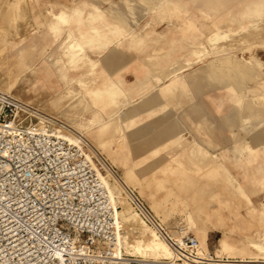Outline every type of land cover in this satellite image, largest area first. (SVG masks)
<instances>
[{"label":"rangeland","instance_id":"374dc122","mask_svg":"<svg viewBox=\"0 0 264 264\" xmlns=\"http://www.w3.org/2000/svg\"><path fill=\"white\" fill-rule=\"evenodd\" d=\"M14 1L8 4L18 8L7 6L17 13L15 19L0 31V90L12 82L8 94L28 103L34 113L54 116L89 143L113 209L118 206V254L143 263L132 244H144L150 229L136 214L134 196L170 229L186 230L209 250L217 252L222 242L245 251L241 256L264 259V74L243 78V89H237L208 67L210 60L235 66V60L249 56L264 62V0H19L21 6ZM67 13L61 32L60 14ZM251 20L257 32H233ZM50 21H57L55 32ZM69 32L81 46L77 68L67 61L73 55ZM183 32L197 36L203 54L189 52L187 42L177 40ZM221 32L226 34L217 43L209 42ZM170 37L176 41L170 44ZM117 53L122 56L113 57ZM51 57L57 67L50 65ZM88 58L96 61V73L103 70L121 79L117 96H111L115 92L109 86H93ZM108 60L116 64L108 67ZM61 63L77 81L60 78L67 73ZM172 64L179 78L162 86ZM90 90L95 97L90 98ZM193 139L212 155L193 159ZM220 165L229 178L239 180L245 195L230 189L229 178L216 172Z\"/></svg>","mask_w":264,"mask_h":264},{"label":"built area","instance_id":"2783aa9c","mask_svg":"<svg viewBox=\"0 0 264 264\" xmlns=\"http://www.w3.org/2000/svg\"><path fill=\"white\" fill-rule=\"evenodd\" d=\"M27 108L0 91V264H126L115 251L114 209L89 143ZM131 202L170 248L168 264H264L204 248L137 197Z\"/></svg>","mask_w":264,"mask_h":264},{"label":"bare ground","instance_id":"6f19581e","mask_svg":"<svg viewBox=\"0 0 264 264\" xmlns=\"http://www.w3.org/2000/svg\"><path fill=\"white\" fill-rule=\"evenodd\" d=\"M3 1V5H4V8H3V5L0 3V26H2V28L0 27V31L2 32V31H6V24L8 23L7 21H13L14 19H15V16H16V14L15 13H13L12 11H13V9L15 8V7H17L16 5H11L10 6V4H8V2H13V1H11V0H2ZM23 1V0H22ZM14 2H16V1H14ZM160 2V1H159ZM12 4V3H11ZM18 4H19V6H21V4H23V3H21L20 4V2H19V0H18ZM161 4V3H160ZM7 5H9L11 8H13V9H11L10 7H8ZM18 8V7H17ZM16 8V9H17ZM19 8H21V7H19ZM109 8V7H108ZM161 8V7H160ZM11 10L10 12H7V10ZM110 9V8H109ZM19 11H20V9H18ZM119 11V10H118ZM139 12V11H138ZM175 12V11H174ZM57 13V12H56ZM61 13V12H60ZM63 13V12H62ZM129 13H130V11H129ZM117 14V16L120 18V19H122V20H126V17L125 16H123V15H120L119 13H116ZM57 15H59V14H57ZM64 15V14H63ZM25 16V15H24ZM59 17V16H58ZM64 17V16H63ZM62 16H61V14H60V18H63ZM59 18V20H61ZM57 19V18H56ZM64 20H65V18H64ZM117 20H118V18H117ZM132 20V19H131ZM62 21V20H61ZM64 22V21H63ZM50 23H52L51 21H50ZM62 23V22H61ZM134 23V22H133ZM149 23V22H148ZM255 21L254 20H251L250 22H249V24L248 25H240L239 27L240 28H237V30H233V32H235V34H239V33H242V32H246V30H248V31H250V30H252L251 28H253L254 26H255ZM257 25V29H258V24H256ZM146 26V25H145ZM4 27V28H3ZM188 27H190V24H188V26H187V28ZM143 28V27H142ZM218 28V27H217ZM3 29V30H2ZM125 29V28H124ZM254 30H255V28H253ZM142 30V29H141ZM141 30H139V31H141ZM254 30H252L253 31V34H254V32H257V31H254ZM247 31V32H248ZM53 32H55L54 30H53ZM62 32V31H61ZM217 32H218V30H217ZM141 33V32H140ZM219 33V32H218ZM217 33V34H218ZM251 33V32H250ZM259 33H261V32H259ZM2 33H0V35H1ZM211 35L210 37H209V42H213V43H215L216 42V40H219V38H221V37H224L225 36V34L226 33H223V32H221L219 35ZM57 35H59V34H57ZM245 36H246V34H245ZM252 36V35H251ZM254 36V35H253ZM177 40H182V41H186L187 42V44L190 46V50H189V52H191V53H193V54H197V55H200V54H203V53H201V52H203V50H201L202 48V46H203V44L201 43V42H198L197 41V36L196 35H194V34H192V33H188V32H183V33H181L180 34V39H177ZM176 40L174 39V38H172L171 40H170V42L172 43V42H175ZM221 41V40H220ZM224 42V41H223ZM222 42V43H223ZM217 43V42H216ZM219 43V42H218ZM201 48V49H200ZM223 48V47H222ZM204 49V48H203ZM206 51V50H205ZM76 52V51H75ZM209 53V52H208ZM49 56H50V54H49ZM228 56V55H227ZM250 58H248V59H245V58H240L239 60H235V66H232V64H230L229 63V61L227 62V61H225V62H227V63H223L224 65H222V63H220L221 64V66H219V65H215V64H211V60L208 62V67H209V70H210V72H212V74H213V76H215L216 78H218V79H220V80H222V79H228L229 78V80H231L232 82H234V86H236V88L237 89H243V85H241V80H243V78H246V77H250V78H259L262 74H264V71H263V67H262V65H264V62H261L260 60H258V59H256L255 57H252V56H249ZM227 58V57H226ZM226 58H224V59H221V61H223V60H225ZM47 59H49V58H47ZM228 59V58H227ZM218 62V61H217ZM232 66V67H231ZM46 67H48V66H46ZM51 69V68H50ZM173 69H171V71H172ZM231 70H233V71H231ZM48 71V70H47ZM174 71V70H173ZM172 71V72H173ZM231 71V72H230ZM161 74V73H160ZM175 74V73H174ZM153 75H155V74H153ZM151 76V75H150ZM249 80V79H248ZM262 83V82H261ZM8 84V83H7ZM13 85L14 84H12V82L11 83H9L8 84V86H5V88H3V89H1L0 91H2L3 93H6V94H8V92H9V90L13 87ZM245 85V84H244ZM165 86H169L168 84L167 85H165ZM3 87V86H2ZM169 88H171V87H169ZM262 88H264V85H263V87ZM180 90V89H179ZM79 92V91H78ZM70 93V92H69ZM72 94V93H71ZM167 94V93H166ZM10 95V94H9ZM76 95V94H75ZM89 95H90V98L91 97H95L94 96V94H93V92L90 90L89 91ZM172 98V97H171ZM22 102V101H21ZM98 102V101H97ZM241 102V101H240ZM23 103V102H22ZM79 103V102H78ZM26 107H29V105H28V103L26 104V103H23ZM93 106V105H92ZM28 110H30L31 109V107H29V108H27ZM117 113V112H116ZM37 114V113H36ZM113 114H115V113H113ZM261 115V114H260ZM111 118V117H110ZM249 118V117H248ZM252 118V117H251ZM250 118V119H251ZM245 119V118H244ZM252 119H255V118H252ZM114 120V119H113ZM243 121H246V120H243ZM111 123H113L112 121H111ZM110 123V124H111ZM261 125V124H260ZM176 127H177V125H175ZM111 127V126H110ZM117 127V126H116ZM109 128V127H108ZM179 129V128H178ZM243 130H244V128H242ZM240 133V132H239ZM243 135V134H242ZM241 135H239V137H240ZM237 137V136H236ZM201 146H200V144L199 143H197L196 141H191V145H190V147H189V149H190V153H191V156H192V154H195L196 156H197V158H193V159H202V158H198V155H200V157L202 156V157H204L205 158V156H203V155H206V157H207V154H209L208 152H205L204 153V151H202V150H200L201 148H200ZM187 152V151H186ZM194 152V153H193ZM190 155V154H189ZM210 155H212L211 153L208 155V156H210ZM195 156V157H196ZM215 156V155H214ZM193 157V156H192ZM200 161V160H199ZM220 168L216 171L218 174L220 173V175L221 176H225V177H228V174H227V171H226V169L224 168V167H221V165L219 166ZM216 172H212V173H216ZM231 175V174H230ZM102 176V175H101ZM229 178V177H228ZM103 179V178H102ZM103 181H105L104 179H103ZM229 181H231L232 182V185L231 186H233V188H231L230 187V189H234L235 191H239V192H241L240 193V195L242 194V195H245L243 192H242V186H241V184L239 183V181L236 179V178H234L233 177V175H231L230 176V178H229ZM228 181V182H229ZM106 183V182H105ZM107 189H108V187H107ZM234 192V191H233ZM109 193V192H108ZM234 193H236L237 194V192H234ZM238 195V194H237ZM239 195V196H240ZM110 196V195H109ZM241 197V196H240ZM244 198V197H243ZM111 199V198H110ZM119 199V198H118ZM249 201V200H248ZM246 202V201H245ZM112 203V202H111ZM114 204V203H113ZM252 204V203H251ZM250 204V205H251ZM113 206V205H112ZM117 208H118V206H116L115 204H114V210H115V213H114V215H118V213H119V210H117ZM190 212V211H189ZM262 215V214H261ZM186 216H188V218H189V223H193V218H192V214L191 213H189V214H186ZM115 221H116V219H115ZM150 229V228H149ZM143 230L145 231V228L143 227ZM182 231L183 232H185L186 233V230H184V229H182ZM116 234H117V232H116ZM149 238H148V240L147 241H145L144 242V244H141L140 243V241L138 240V241H135L134 242V244H132V247H133V253H135V254H137V255H139L141 258L140 259H138V260H140V261H142L143 263H140V264H154V263H152V262H156V263H159V264H161V263H165V264H168L167 263V259L168 258H170V256H171V251H170V248L167 246V244L163 241V240H161L159 237H157L156 235H155V233L150 229V231H149ZM201 242L205 245L206 243H205V241H204V239H201ZM247 244V243H246ZM119 245H122L121 244V242L116 238V240H115V251H116V253H119V252H117V250H118V246ZM201 245V244H200ZM252 247L253 248H260L259 247V245L256 243V242H252ZM202 247H204L203 245H201ZM262 248H264V245H262L261 246ZM204 248H206V247H204ZM132 250V249H131ZM250 250V249H249ZM217 252H225V253H229L230 255L232 254V255H234V254H240V255H242V254H244L245 253V251H243V250H240V249H236V248H231V247H228L225 243H220V246L218 247V249L216 250ZM216 252V253H217ZM217 254H220V253H217ZM222 255H225V254H222ZM228 256V255H227ZM234 256H236V255H234ZM231 257H233V256H231ZM149 258H151L152 259V261H150L149 262ZM238 258H240L241 260H247V261H260V262H264V259L263 258H254V257H238ZM124 262L126 261V262H129V260L128 259H125V260H123Z\"/></svg>","mask_w":264,"mask_h":264},{"label":"crops","instance_id":"0c3cea01","mask_svg":"<svg viewBox=\"0 0 264 264\" xmlns=\"http://www.w3.org/2000/svg\"><path fill=\"white\" fill-rule=\"evenodd\" d=\"M64 16V17H63ZM62 17V23H61V31L63 30L62 29V26H63V24H65V22H67L68 20H69V17H70V13H67V14H65V15H63ZM64 18H65V20H64ZM64 21V22H63ZM56 24H57V21L56 22H52V23H50L49 24V26H50V29H51V31L53 32V28H55V26H56ZM94 33H96V31L94 30L93 31ZM120 34H121V32H119ZM125 33H127V31H125ZM157 34V36H159V35H162L163 34V32H161V33H159V32H157L156 33ZM146 36V35H145ZM66 37H67V39H68V42H69V44H70V47H71V53H73V55H72V57H70V54H69V58H68V64L71 66V68H77V66H78V60L79 59H81L82 58V54L81 55H79L78 56V53H79V51L81 50V46L78 44V42L72 37V35H71V33L69 32L67 35H66ZM125 37H131V38H136V39H143L144 37H142V36H139L138 34H132V35H126L125 34ZM146 37H149V38H152V39H154V36H150V35H147ZM145 37V38H146ZM173 37H170V38H168L169 39V41L172 39ZM73 44V45H72ZM170 44H171V42H170ZM76 51V52H75ZM119 55V56H118ZM122 56V54H119V53H117V54H114V56L113 57H115V58H119V57H121ZM54 59H53V57H51L50 59H49V63H50V65L51 66H53V67H57V63H59V62H52ZM61 60V59H60ZM88 64H89V67H90V69H91V67H93V72H92V79H93V86H99L100 88H106L107 86H109L110 88H109V90L111 91V92H115V94H113V95H111V96H117L118 95V92H121L122 91V88L120 87V86H122L121 84V79L120 78H116V79H113L112 77H111V75H110V73H104V72H106V71H99V73H96V70H94V67H95V64H96V61H94V60H91V59H89L88 58V62H87ZM111 63H112V66L114 65V64H116V62H115V60H108L107 61V63H106V65H108V67L111 65ZM49 65V64H48ZM58 65H60V67H62L63 69H64V71L63 72H65V71H67V75L66 74H64V73H62L61 74V79L62 80H64V81H77V77L74 75H72L71 73V75H69V73H68V68H66L64 65H63V63H61V64H58ZM103 65V68H106V65L105 64H102ZM171 69H173L172 71H171ZM177 67L174 65V64H172L170 67H169V69H168V71L167 72H165L164 73V78H168L169 80H168V82H166V83H163V85L162 86H165V85H172L173 83H175V81L179 78V77H177L178 75H177ZM85 71L86 70H88L87 68L86 69H84ZM175 73V74H174ZM97 74V75H96ZM99 74V75H98ZM161 79H163V77H158V80H161ZM226 80H228V79H226ZM137 81V80H136ZM137 83V82H136ZM160 84H158V86H159ZM157 86V87H158ZM99 87H97V88H99ZM112 94V93H111ZM240 128L242 129V128H244V131H245V126L244 125H241L240 126ZM175 136H177V134H175ZM174 137V136H173ZM175 140H177V139H175ZM194 141H196V139H193ZM197 143H199L198 141H196ZM264 143V141H262V144ZM238 180V179H237ZM239 181V180H238ZM219 201H222V199L221 200H219ZM210 214L212 215V216H216V214H217V212H216V214L215 213H211L210 212ZM200 243V242H199ZM201 244V243H200ZM202 245V244H201ZM204 247H207L206 245L204 246ZM208 248V247H207ZM257 256V255H256ZM233 257H249V256H241V255H236V256H233ZM257 258H261V257H259V256H257Z\"/></svg>","mask_w":264,"mask_h":264}]
</instances>
